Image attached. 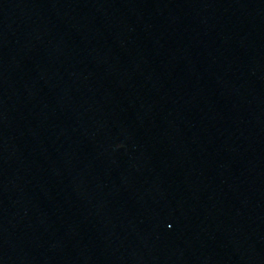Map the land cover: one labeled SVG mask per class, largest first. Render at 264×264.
<instances>
[{"label":"water","instance_id":"water-1","mask_svg":"<svg viewBox=\"0 0 264 264\" xmlns=\"http://www.w3.org/2000/svg\"><path fill=\"white\" fill-rule=\"evenodd\" d=\"M0 264H264V0H0Z\"/></svg>","mask_w":264,"mask_h":264}]
</instances>
